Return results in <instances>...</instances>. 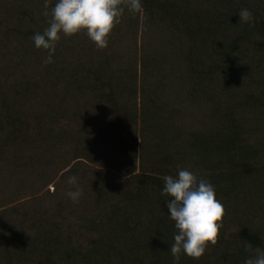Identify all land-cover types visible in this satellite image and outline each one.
<instances>
[{"label": "trees", "instance_id": "16d2710c", "mask_svg": "<svg viewBox=\"0 0 264 264\" xmlns=\"http://www.w3.org/2000/svg\"><path fill=\"white\" fill-rule=\"evenodd\" d=\"M0 264H264V0H0Z\"/></svg>", "mask_w": 264, "mask_h": 264}, {"label": "rangeland", "instance_id": "374dc122", "mask_svg": "<svg viewBox=\"0 0 264 264\" xmlns=\"http://www.w3.org/2000/svg\"><path fill=\"white\" fill-rule=\"evenodd\" d=\"M50 190H51V191L54 190V186H53V185L50 186Z\"/></svg>", "mask_w": 264, "mask_h": 264}]
</instances>
